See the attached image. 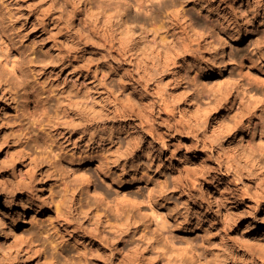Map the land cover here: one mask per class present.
Here are the masks:
<instances>
[{"label":"rangeland","instance_id":"1","mask_svg":"<svg viewBox=\"0 0 264 264\" xmlns=\"http://www.w3.org/2000/svg\"><path fill=\"white\" fill-rule=\"evenodd\" d=\"M0 38L5 264H264V0H0Z\"/></svg>","mask_w":264,"mask_h":264},{"label":"bare ground","instance_id":"2","mask_svg":"<svg viewBox=\"0 0 264 264\" xmlns=\"http://www.w3.org/2000/svg\"><path fill=\"white\" fill-rule=\"evenodd\" d=\"M133 9H136V6H132V10ZM157 9L158 8H147L145 11L144 10H142V11H143V13H148L149 12L150 15H153ZM122 13H124V12H122ZM125 15H129V14L127 12H125ZM124 17H126V16H124ZM130 17H132L133 20L137 21L138 23H142V22H144L146 20V18L141 16L140 14H135V15H132ZM182 17L184 18V14L182 15ZM186 22H189L188 24L192 28V30H195L196 33L199 32V30L196 28V24L195 25L193 24L194 27L191 25V19L190 18H187ZM141 28L145 29L144 26H141ZM231 38L234 39L233 43H240V42L243 41L241 36L240 37L239 36L236 37V36L231 34ZM226 44H227L226 43V38H223V37H220V36H217L216 38H214L210 42V45L213 48L214 47L217 48V52H215L214 56L216 58L217 66L221 70L223 69V67H224V65H225V63L227 61V53L225 51ZM131 46L134 48V53H135L136 57L144 55V50L140 46H138L136 44V42H134ZM0 51H1V49H0ZM261 96H264V94L261 93ZM261 96H259V95L258 96H254L253 95L250 98L253 100V103L255 104V106H257L258 110L263 111L264 110V104H263ZM205 117L206 118H205L204 122H207L209 120V116L206 115ZM245 120H246L245 122L243 121V126H242L243 131H242L241 139H243V137L245 135H247V134L251 135L253 133V131L255 130V124L253 122V116L249 115ZM232 136H233V133L230 130L229 133H228V137H227V142L228 143H233ZM239 154H241V153H239ZM253 164H257V162H256V160L254 158H253ZM84 174H85L84 178L89 183L88 175L86 173H84ZM263 181H264V174H263ZM208 195H209L208 196V204H211V203H213V195H211L210 193ZM52 200L53 199L49 198V200L47 201V204L49 205V209H50V206L52 204ZM15 205H16V200H15V196L13 195L12 199L10 200V205L8 207H6L5 209H11L9 207H13ZM7 212H11V211H7ZM4 227H5L4 223H1L0 224V241H1V237L4 235ZM261 246H262V248H264V240H263ZM5 262H6L5 256L3 255L2 251H1V248H0V264H5ZM228 264H249V262L247 260L245 261L243 259L235 258V259L230 260L228 262Z\"/></svg>","mask_w":264,"mask_h":264}]
</instances>
